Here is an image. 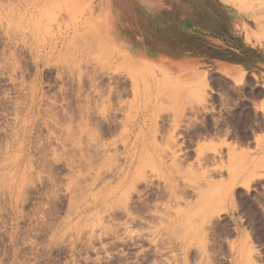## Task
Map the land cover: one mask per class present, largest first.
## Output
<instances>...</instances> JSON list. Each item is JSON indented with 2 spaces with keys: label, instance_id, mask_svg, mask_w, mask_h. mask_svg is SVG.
I'll use <instances>...</instances> for the list:
<instances>
[{
  "label": "rangeland",
  "instance_id": "374dc122",
  "mask_svg": "<svg viewBox=\"0 0 264 264\" xmlns=\"http://www.w3.org/2000/svg\"><path fill=\"white\" fill-rule=\"evenodd\" d=\"M97 6L0 0V264H264L252 97L126 64Z\"/></svg>",
  "mask_w": 264,
  "mask_h": 264
},
{
  "label": "crops",
  "instance_id": "0c3cea01",
  "mask_svg": "<svg viewBox=\"0 0 264 264\" xmlns=\"http://www.w3.org/2000/svg\"><path fill=\"white\" fill-rule=\"evenodd\" d=\"M94 14L103 16L99 31L126 64L148 65L175 81L205 79L212 89L215 81L239 83L240 96L258 107L263 128L240 137V144L251 150L264 144V12L224 0H98Z\"/></svg>",
  "mask_w": 264,
  "mask_h": 264
},
{
  "label": "bare ground",
  "instance_id": "6f19581e",
  "mask_svg": "<svg viewBox=\"0 0 264 264\" xmlns=\"http://www.w3.org/2000/svg\"><path fill=\"white\" fill-rule=\"evenodd\" d=\"M27 131V124H25L24 125V132H26ZM197 251V250H196ZM204 256V255H203ZM208 258V257H207ZM193 260V259H192ZM206 261H208V260H206ZM251 261V260H250ZM198 262V261H197ZM202 262V261H201Z\"/></svg>",
  "mask_w": 264,
  "mask_h": 264
}]
</instances>
